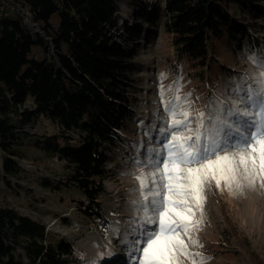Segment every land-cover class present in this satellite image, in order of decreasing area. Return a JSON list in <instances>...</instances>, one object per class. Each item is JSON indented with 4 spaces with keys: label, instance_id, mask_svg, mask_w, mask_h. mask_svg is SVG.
I'll return each mask as SVG.
<instances>
[{
    "label": "trees",
    "instance_id": "trees-1",
    "mask_svg": "<svg viewBox=\"0 0 264 264\" xmlns=\"http://www.w3.org/2000/svg\"><path fill=\"white\" fill-rule=\"evenodd\" d=\"M15 1L29 9L44 37H34L18 13L0 15V180L9 185L7 177L19 178V161L30 149L63 161L69 169L66 180L42 178L40 186L52 191L75 187L84 198L79 212L106 235L109 222L99 203L105 167L116 142L123 140L120 131L134 117L137 64L129 43L163 14L177 59L201 77L203 69L214 76L223 70L213 65L217 60L210 48L214 52L215 43L236 44L245 37L234 13L264 17V0H123L138 7L134 22L123 25L125 36L118 35L126 44L112 32L119 0ZM40 119L57 131L29 133L27 128L34 129ZM0 264L84 263L68 240L0 203Z\"/></svg>",
    "mask_w": 264,
    "mask_h": 264
},
{
    "label": "rangeland",
    "instance_id": "rangeland-1",
    "mask_svg": "<svg viewBox=\"0 0 264 264\" xmlns=\"http://www.w3.org/2000/svg\"><path fill=\"white\" fill-rule=\"evenodd\" d=\"M143 4H152L155 0H141ZM261 4V1H258ZM163 6V3H161ZM138 7L135 1L119 0L117 7V24L112 30L116 39L123 42L118 35H124L123 25L134 22ZM234 16L245 27L246 36L236 44L230 41L215 43L214 52L210 48V57L217 61L223 71L210 76L207 69L198 75L186 62H180L172 46L171 37L165 32L166 17L161 14L152 27L145 26L141 37L129 43L134 50V61L137 64L136 83L131 109L134 117L129 121L128 129L120 131L123 138L117 141L111 152V160L106 164V176L103 182L104 193L99 197L100 206L109 224L107 234L90 222L78 210L83 196L73 186H61L59 190L45 189L39 180L47 178L52 182L66 180L69 169L64 162L30 149L27 158L19 161L22 172L19 178L0 180V203L9 204L23 214L39 220L45 230L56 237L68 240L82 255L84 264L97 261L109 251L110 246L116 254L102 264H135L120 243L128 222L133 217L142 216L133 210L129 201L137 199L138 194L132 191L137 187L135 177L145 171L137 167L135 157L143 159L137 146L142 149L155 148L158 145L149 143L144 135L166 118L161 104V91L179 85V95L190 93L191 111L193 114L203 111L209 99L220 98L228 101V91L232 81L240 75H251L258 69L249 60L251 56L264 54V17L245 11L235 12ZM123 44H126L123 42ZM37 56L40 50L34 49ZM162 74H166L162 77ZM169 91L164 97L171 99ZM159 113V116L156 114ZM29 133L51 134L57 127L47 120L37 121L34 129L27 128ZM75 137L79 132H72ZM235 191V190H234ZM206 201L203 215L198 212L195 219L203 223L192 230L193 238L199 240L202 248L189 245V251L199 252L208 257L207 264H264V188L257 182L254 188H244L235 195L227 189H217L214 185L206 187ZM115 229L120 230L119 237ZM179 264H191L190 259L179 258Z\"/></svg>",
    "mask_w": 264,
    "mask_h": 264
},
{
    "label": "snow or ice",
    "instance_id": "snow-or-ice-1",
    "mask_svg": "<svg viewBox=\"0 0 264 264\" xmlns=\"http://www.w3.org/2000/svg\"><path fill=\"white\" fill-rule=\"evenodd\" d=\"M249 60L258 71L230 82L232 98H210L195 114L191 94L179 95L178 82L162 89L166 118L158 133L156 125L144 133L158 147L137 146L144 158H134L145 171L135 177L138 198L129 204L143 215L129 220L120 239L135 264H179L180 257L207 264L208 257L188 250L203 247L192 230L203 223L194 217L203 215L206 187L233 195L257 182L264 188V54Z\"/></svg>",
    "mask_w": 264,
    "mask_h": 264
},
{
    "label": "built area",
    "instance_id": "built-area-1",
    "mask_svg": "<svg viewBox=\"0 0 264 264\" xmlns=\"http://www.w3.org/2000/svg\"><path fill=\"white\" fill-rule=\"evenodd\" d=\"M10 12H16L21 17L22 22L29 29L30 33L35 35L43 36V33L39 29V26L32 17L29 9L15 0H0V15H7Z\"/></svg>",
    "mask_w": 264,
    "mask_h": 264
},
{
    "label": "bare ground",
    "instance_id": "bare-ground-1",
    "mask_svg": "<svg viewBox=\"0 0 264 264\" xmlns=\"http://www.w3.org/2000/svg\"><path fill=\"white\" fill-rule=\"evenodd\" d=\"M110 253H111V254H110ZM116 253H117V252H116V249H115V248H112V247L110 246L109 251L106 252V254H105L103 257H101L99 260H97V261H98V264H102L101 261H104V262L109 261V259H110L113 255H115ZM115 263L118 264L119 261H117V262H115Z\"/></svg>",
    "mask_w": 264,
    "mask_h": 264
}]
</instances>
